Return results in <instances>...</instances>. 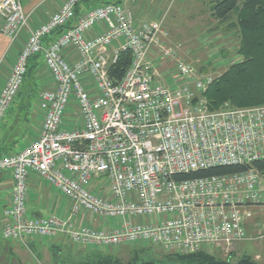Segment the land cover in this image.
<instances>
[{
  "label": "built area",
  "instance_id": "2783aa9c",
  "mask_svg": "<svg viewBox=\"0 0 264 264\" xmlns=\"http://www.w3.org/2000/svg\"><path fill=\"white\" fill-rule=\"evenodd\" d=\"M66 0L32 30L0 91V128L21 92L29 62L43 57L51 83L36 95L37 138L0 157L14 183L1 235L27 243L67 235L89 249L160 247L166 254H228L248 239L253 208L264 207V105L212 111L213 75L187 61L165 20L140 23L124 4ZM2 33L15 46L30 16L21 0H0ZM57 33L45 46L44 41ZM131 64L119 81L110 69ZM217 167L230 174L187 177ZM68 208L41 217L29 208L31 180Z\"/></svg>",
  "mask_w": 264,
  "mask_h": 264
},
{
  "label": "rangeland",
  "instance_id": "374dc122",
  "mask_svg": "<svg viewBox=\"0 0 264 264\" xmlns=\"http://www.w3.org/2000/svg\"><path fill=\"white\" fill-rule=\"evenodd\" d=\"M147 4L155 3V12L151 21L165 20L167 28L174 43L182 44L188 53L187 61L194 64L205 73L217 78L231 65L242 61L238 53V33L230 30L227 25L220 24L212 16V7L222 0H138ZM158 4V5H157ZM49 77L46 70H42L39 76L40 83L34 79L28 82L22 89L23 98L18 100L8 117L7 123L1 128V135L6 137L0 149L6 154H12L15 148L22 149L27 142L37 138L42 125V114L39 113L35 99L38 92L47 88L44 82ZM32 96L30 109H21L24 97ZM16 146V147H15ZM15 147V148H14ZM12 150V151H11ZM64 198L57 194V204ZM253 218L247 223L248 239L235 246L228 254L217 253L220 259L236 261L243 256H250L258 263L264 264V207H255ZM59 241V242H58ZM58 249L54 251L50 243L43 245L47 253L44 257L34 248L23 247V251L29 253V264H85L95 263L102 259H113L122 263L143 261H164L167 255L157 246L129 245L116 248L94 249L83 248L69 243L66 240H57ZM28 247V243H23ZM258 256V257H256Z\"/></svg>",
  "mask_w": 264,
  "mask_h": 264
},
{
  "label": "trees",
  "instance_id": "16d2710c",
  "mask_svg": "<svg viewBox=\"0 0 264 264\" xmlns=\"http://www.w3.org/2000/svg\"><path fill=\"white\" fill-rule=\"evenodd\" d=\"M212 16L220 23L227 25L230 30L238 33V53L242 61L231 65L222 75L214 78L204 94L212 111H218L228 105L231 108H248L264 105V0H222L212 7ZM34 57L29 62L28 79H34L37 74L38 59ZM131 55L122 53L116 65L110 69L114 81H119L125 75L131 64ZM22 88V89H23ZM23 98L22 90L14 105ZM32 96L24 97L27 103L21 109H30ZM22 100V99H21ZM13 105V106H14ZM16 147V146H15ZM14 147V148H15ZM0 149V157L6 155ZM245 167H217L187 175V177H203L230 174L244 170ZM255 168L264 177V159L254 163ZM85 264H260L250 256L232 261L220 259L205 252L194 254H171L164 261H143L140 263H122L113 259H100L95 263Z\"/></svg>",
  "mask_w": 264,
  "mask_h": 264
},
{
  "label": "crops",
  "instance_id": "0c3cea01",
  "mask_svg": "<svg viewBox=\"0 0 264 264\" xmlns=\"http://www.w3.org/2000/svg\"><path fill=\"white\" fill-rule=\"evenodd\" d=\"M23 3V7L25 12L30 16V23L28 29L23 33L19 42L10 47V42L6 38V36L2 33L3 20L0 18V91L6 83V80L14 66L18 55L25 44L30 32L46 21H48L54 13H56L59 8L63 5L66 0H21ZM107 0H94L90 3L81 5L77 10V19L81 17L89 7L100 5ZM124 4L127 8L131 9L137 20L140 23L150 22L153 13L155 12V3H150V8L147 9V3L141 2L138 0H111ZM158 5V4H157ZM57 37V33L51 35L44 41V45L47 46L51 42H53ZM37 74L34 77V82L37 84L40 83L39 76L42 70H46L43 65V57L37 60ZM49 75V74H48ZM51 83L50 76L44 82V85L47 84L49 86ZM13 108V107H12ZM11 112V110H10ZM9 112V114H10ZM9 114L7 115L4 124L7 123ZM1 127V128H2ZM0 128V145L6 142V137L1 135ZM3 142V143H2ZM12 151V150H11ZM19 150L15 148V151L12 154L18 152ZM4 153V152H3ZM13 181L11 176L7 172H0V214L2 209L6 206L10 199V191L13 188ZM57 191L52 189L47 184L43 183L39 179L31 180V193L29 195V208L33 215L41 216V217H51V216H63L65 215L68 205L65 200L59 204H57ZM57 240H66L72 244L69 237L67 235H58L54 239L51 240H42L37 238H31L27 243L28 247H26L22 242H12L5 240L1 235L0 228V264H29L28 257L29 253L23 251V247L27 248L29 251L30 248H34L36 251H40V254L44 257V253L46 249L43 247L45 244L50 243L53 246L54 251L58 249ZM59 242V241H58ZM23 249V250H22ZM91 252H96L94 249H88ZM258 257V256H256ZM28 258V259H27ZM45 258V257H44Z\"/></svg>",
  "mask_w": 264,
  "mask_h": 264
}]
</instances>
